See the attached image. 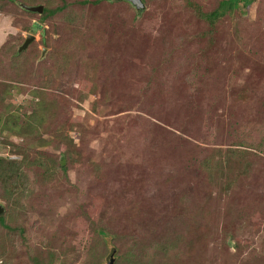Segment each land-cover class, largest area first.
Returning <instances> with one entry per match:
<instances>
[{"label":"rangeland","instance_id":"374dc122","mask_svg":"<svg viewBox=\"0 0 264 264\" xmlns=\"http://www.w3.org/2000/svg\"><path fill=\"white\" fill-rule=\"evenodd\" d=\"M3 1L0 118L39 119L0 140V156L31 153L0 264H264V161L229 189L194 169L264 136V0L211 29L187 0H143L139 15L123 0H56L66 8L42 21ZM60 153L66 175L34 162Z\"/></svg>","mask_w":264,"mask_h":264},{"label":"trees","instance_id":"16d2710c","mask_svg":"<svg viewBox=\"0 0 264 264\" xmlns=\"http://www.w3.org/2000/svg\"><path fill=\"white\" fill-rule=\"evenodd\" d=\"M123 1L128 2L132 7H134L137 15L140 14V11L144 10V8L140 10L137 9L128 0ZM24 2L25 3H22L21 7L26 12L33 14V11L25 9L23 5H40L44 2V0H24ZM51 2H54V5L56 4V0H48L47 3L44 2L43 11L41 13L38 12L41 21L53 18L56 14L66 8L65 2H63L61 5L51 9L49 7ZM83 2L86 3L88 0H84ZM94 2L98 3L101 2V0H94ZM251 2L252 0H221L216 8L204 11L201 6H198L195 2L187 0L188 6L193 10L194 14L199 19L207 22L210 29L214 27L215 23L224 15L228 14L234 16L236 12L240 13L241 10H243V7L248 6ZM4 5L5 2L0 0V12L4 11ZM64 17L65 19L70 18L69 20H72L73 13L68 12L64 15ZM33 26L40 27L38 22H36ZM13 56H17V53H14ZM85 85L84 90L86 94L98 93L99 84L96 79L93 78L91 82L86 83ZM37 116L39 115L32 112L30 115L26 116L25 119H21L20 116L12 112L4 118H0V140H3L2 136L6 133L11 134L12 136H21L25 132H31V134H33L31 131L33 130L32 125L33 121H37L39 119H36ZM64 141H66V139ZM20 147L21 149H19ZM13 152L16 155L21 156V158L16 159L0 156V199L6 202L8 208V213L3 212L0 214V225L6 230L15 229V227L12 228L8 222L16 223V207L19 205L20 208L22 198H24L25 193L27 192L26 190L29 188L30 181V175L27 171L31 168L30 164L27 162L28 157L31 156L30 151L27 147H22L20 145L18 148L14 149ZM263 161L264 136L261 137L258 144L254 145L250 141L249 143L246 141H238L237 144L230 145L225 148V150L217 148L216 150L211 151V153L202 160L198 161L194 165V169L197 170L196 172L198 173L195 178L202 179L205 182L214 185L222 182L225 183V188L229 189L231 186H237L244 183V180L247 178L250 171L254 170L255 167L260 165ZM34 162L35 164L37 163V167H43L45 172L49 175L54 176L57 168L61 169L65 175L67 174L65 168L66 156L63 153H60L58 158H35ZM206 195L208 196L209 192H207ZM191 204L194 205L195 203L191 201ZM194 218L196 217H193V219ZM196 220L192 222V225H194L195 228L199 224ZM98 231L103 233V230L99 229ZM7 245L8 242L5 235L0 232V251H2ZM33 261L35 264H42L38 259L33 258ZM49 264L52 263L50 262Z\"/></svg>","mask_w":264,"mask_h":264},{"label":"water","instance_id":"95a60500","mask_svg":"<svg viewBox=\"0 0 264 264\" xmlns=\"http://www.w3.org/2000/svg\"><path fill=\"white\" fill-rule=\"evenodd\" d=\"M130 1L137 9H143L145 7L144 3L142 0H128ZM23 7L27 10L33 11V12H39L41 13L43 11V5H23ZM43 32V30H42ZM35 40V34L32 33H27L26 39L25 41L22 43V45H20L19 49H18V53H20L22 50H25L28 48L29 44ZM47 51L46 48H43L42 50V55L41 57L43 58L45 56V52ZM5 211V207L3 205V203H0V214L3 213ZM114 257L111 256L108 264H114Z\"/></svg>","mask_w":264,"mask_h":264},{"label":"flooded vegetation","instance_id":"af4514ba","mask_svg":"<svg viewBox=\"0 0 264 264\" xmlns=\"http://www.w3.org/2000/svg\"><path fill=\"white\" fill-rule=\"evenodd\" d=\"M41 32H42V30H41Z\"/></svg>","mask_w":264,"mask_h":264}]
</instances>
